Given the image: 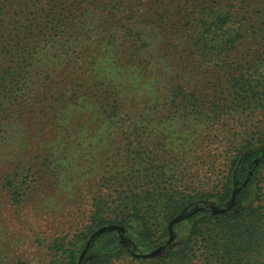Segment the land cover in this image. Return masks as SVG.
Returning a JSON list of instances; mask_svg holds the SVG:
<instances>
[{
	"label": "rangeland",
	"instance_id": "1",
	"mask_svg": "<svg viewBox=\"0 0 264 264\" xmlns=\"http://www.w3.org/2000/svg\"><path fill=\"white\" fill-rule=\"evenodd\" d=\"M51 1L0 0V45L23 39L30 32L28 41H40L42 36L33 27L43 28L51 19L46 39L58 41L53 60L61 64L50 73L39 69L41 79L35 76V89L40 94L37 98H46L44 101L21 102L14 107L0 100V115L7 117L0 120V264H64L68 250L77 253V264H92L97 248L112 237L116 241L110 249L116 254L108 264H183L177 257L185 251L196 212L228 215L243 208L237 188L224 203L212 196L193 199L196 194L188 188L192 185L194 191H204L207 185L217 191L222 176L219 165H210L213 158L220 164L225 162L222 140L211 144L204 131H196L202 122L189 114L194 85L201 87L214 67L201 68L203 77L195 78L199 69L182 75L188 81L182 89L184 99L177 89L167 93L168 78L177 75V70L172 68L170 74L166 61L176 59V53H183L181 61L187 56L180 34H171L166 41L161 38L162 29L154 23L137 24V18H133L135 24L123 21L112 29L108 37L111 41H104L101 37L105 34L98 30L73 28L69 36L63 24L67 10L53 8ZM149 7V0H136L132 5L136 13H143L141 19L148 15ZM58 17L61 20H56ZM260 23L249 15L229 58L233 72L254 77L253 83L259 77L264 80V24ZM123 36L129 41L130 58L119 47ZM110 47L114 50L108 51ZM77 52H85L88 60L94 61L86 64L94 79L105 80L103 90L107 89L105 94L109 96L106 108L96 98L86 97L83 90L75 106L71 86L64 88V79L59 77L61 66L68 67L64 75L79 71L74 64L80 65L84 58L80 59ZM218 90L217 95L226 96L225 103H230L232 89L226 91L221 86ZM62 94H68L66 99L62 100ZM244 103L255 106L250 97ZM18 107L19 112L28 111L21 121L14 117ZM45 111L49 112L46 116L41 114ZM135 112L146 116L140 120ZM33 113L43 117L40 131L29 124ZM34 129L39 131L37 138L31 137ZM252 151L256 152L249 149L245 155ZM259 160H264V150L255 162ZM17 166L30 167L32 172L21 204H14L2 189L3 180ZM262 186L263 194L252 197L254 205L264 206V181ZM144 191L165 196L161 214L156 217L162 231L168 225V234L151 244L143 243L137 231L140 221L131 209L143 203L146 195L138 196ZM173 203L179 207L177 214L169 213L165 221ZM251 252L254 264L264 263L259 247Z\"/></svg>",
	"mask_w": 264,
	"mask_h": 264
},
{
	"label": "trees",
	"instance_id": "2",
	"mask_svg": "<svg viewBox=\"0 0 264 264\" xmlns=\"http://www.w3.org/2000/svg\"><path fill=\"white\" fill-rule=\"evenodd\" d=\"M149 1V13L143 19H141L143 13L138 11L136 13L132 9L136 0H52L51 2H53V8L67 10L68 14L64 16L63 24L66 25L69 36L73 32V28L78 31L86 29L88 32L98 30L99 33L105 34L101 37L104 41L106 39L111 41L108 37H111L112 29L123 21L134 23L133 18H137L135 21L137 24L153 25L154 23L155 27L162 29L161 38L166 41L171 38V34H180L183 38V51L187 56L183 62L181 61L183 53H176V59L166 62L169 64L170 74L173 73L172 68L177 70V75L173 74L171 78H168L167 93L176 92L175 89H177L179 91L176 93H180L182 99L186 95L182 89L185 87V82H188L182 75L192 74L191 71L199 69L195 72V78L203 77L201 68L214 67L212 70L208 69L211 74L202 81L201 87L194 85L193 98L189 102V114L195 115L199 123L202 122V127H197L196 131L199 129H201L200 132L204 131L206 137L209 136L208 140L211 144L216 143L219 139L222 140L224 155L220 153V156L223 155L224 164L218 163L215 158L211 159L210 163L214 168L219 165L218 168L222 176L216 186V190L219 187L217 191L206 187L207 185L204 191H194L195 187L192 185H189L188 188L190 192L193 190L196 194L192 197L193 199L212 196L220 203L231 199L237 188L239 190L238 202L243 205V208L228 215L224 213L212 214L206 211L196 212L192 216L185 251L179 253L177 261H181L183 264H254L251 249L255 250L256 247H259V255L264 252V228H261L264 227V206L254 205V201H252L253 196L256 195L259 198V195L263 194L264 160L255 162V159L264 150L259 149L260 146L264 148V90H262L264 80L259 77L253 83L254 77H245L244 73L238 76L237 72H233L234 66L231 65L229 58H232L231 50L242 37L243 27L249 20V15L255 20H260V24H264V0ZM48 16L51 14L49 13ZM50 20L46 25H42L43 28L33 27V31L38 29V36H42L40 41H28L33 33L30 32L23 39L19 38L18 41L0 45V100L9 106L17 107V103L21 104V102H27L24 104L27 105L28 101L40 103L46 99L37 98L40 94H37L38 89H35L37 86L34 80L35 76L38 75L36 78L41 79L42 72H38L39 69L50 73L54 72L58 64L61 65L57 60H53V56L56 54L53 49L57 47L58 41L46 39ZM56 20H61V17ZM124 36L119 40L121 41L119 47L126 54L125 57L130 58V53L127 54L130 46L129 41ZM136 38L139 41V38ZM112 49L110 47L108 51ZM140 52L141 49L136 55L137 59L140 57ZM77 53L80 59L84 58L80 65L74 64V69H79V71H76L75 74L64 75L68 67L61 66L63 70L59 77L64 79V88L68 85L71 86L69 87L70 96L74 100L75 106L77 98L80 97V92L83 90L86 97L96 98L101 107L106 108L109 96L105 94L107 89L103 90L106 84L105 80L94 79L86 66L94 61L88 60L89 56L85 55V52ZM77 61H80L78 57ZM77 61L72 62L77 63ZM125 62L129 63L128 59ZM32 66L35 67L31 68ZM221 86L226 87V91L229 88L232 89L229 91L230 103H225L226 96L217 95L216 92ZM53 88L54 86L51 85L50 89ZM211 89L214 91L209 94ZM67 95L62 94V100L66 99ZM247 97H250V102H255V106L248 107L249 105L244 103ZM167 100H169L168 97H165V101ZM1 104L0 111H2ZM19 110V107L16 108L14 114L17 121L23 120L28 112L26 110L19 112ZM45 112L41 114L44 116L49 114L48 111ZM134 116H138L142 120L146 114L135 112ZM42 118L39 117V114L33 113L29 118L32 122L29 124L39 130L38 126L43 123ZM6 119V116L0 115V120ZM32 131L34 132L32 138L39 137L40 130ZM249 149L256 152L252 151L245 155ZM30 170V167L23 169L17 166L14 172L9 173V177L6 176L7 178L3 180L2 189L10 194V199L14 204H21L24 200L25 185L30 186L32 181ZM157 185H161V183ZM144 194L146 197L143 203L131 209L140 221L141 228L137 229L139 236H142L143 243L151 244L155 242L156 238L168 234V225H165L162 231L157 219L161 214L160 210L165 196H156L154 193L144 191V193H139L138 197ZM261 201H264L262 196ZM178 208L176 203H173L166 211L165 221L169 213L172 216L177 214ZM102 212H99L100 218L103 217ZM100 222L102 225L104 219H101ZM159 231L161 232L160 236ZM90 233H92L91 230L87 235ZM115 241L114 237L109 238L106 243L101 245V248H97V255L92 260V264H108L116 254L113 253V249H110L111 244ZM105 249L107 251H104ZM67 252L69 253L65 254L64 264H77V253L73 250ZM262 258H264V254Z\"/></svg>",
	"mask_w": 264,
	"mask_h": 264
}]
</instances>
